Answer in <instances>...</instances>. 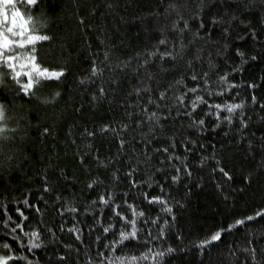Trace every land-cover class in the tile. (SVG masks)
<instances>
[{"label":"trees","instance_id":"trees-1","mask_svg":"<svg viewBox=\"0 0 264 264\" xmlns=\"http://www.w3.org/2000/svg\"><path fill=\"white\" fill-rule=\"evenodd\" d=\"M15 3L6 26L24 13L25 27L51 37L38 61L64 76L29 99L0 67V257L264 264V0ZM116 212L136 221L139 243H116L132 230ZM34 231L41 247L29 251Z\"/></svg>","mask_w":264,"mask_h":264},{"label":"snow or ice","instance_id":"snow-or-ice-1","mask_svg":"<svg viewBox=\"0 0 264 264\" xmlns=\"http://www.w3.org/2000/svg\"><path fill=\"white\" fill-rule=\"evenodd\" d=\"M23 2L26 3L27 6L32 7L36 6L39 3V0H23ZM11 5L14 9L16 8L15 0H0V67H4L8 69V72L10 74L11 79L16 83L18 86L17 95H22L24 97H28L29 99L36 96V92L45 86V84L49 81H59L61 77L64 76V71H56V70H49L48 67L43 66L38 61V55H37V44L39 42L43 41H49L51 37L46 34H36L35 28L29 29L28 27H25V19H24V13H22L19 10L13 11L12 18L10 21L11 26H6L8 23V14L5 11V8L7 6ZM19 20V23H18ZM215 24L216 21H213ZM188 25L185 23L184 29H187ZM202 27V25H201ZM184 29H181V31H184ZM160 44H166L165 40H160ZM183 47V46H182ZM17 49H23L24 51L18 52ZM159 50L157 52H153L150 55H157ZM179 53H173L170 51H165L163 53H159L160 59L168 58L172 61H175L177 56H179ZM254 59V57H253ZM97 69L93 67L92 69V75H96ZM192 80H196L197 76L193 75L191 77ZM3 80V75L0 74V81ZM83 83V81H81ZM179 83V81L177 82ZM2 90V89H0ZM189 92H196L197 89H189ZM101 92H103V89H101ZM60 94L57 92L54 94V97H58ZM183 95H187V93H184ZM166 98V92L161 93L159 99L163 101ZM180 103H183V96L176 98ZM197 100H200L201 102H205L202 100L201 97L197 96ZM43 103H51L53 101H42ZM149 103H153V101H149ZM159 107V105H157ZM217 109H220V105H215ZM240 105H226V110L231 113L235 109L239 108ZM6 114V107L3 103H0V121H3ZM156 114L152 113V117H154ZM152 117H149L151 119ZM201 124H203V121H200ZM7 129L0 127V133L5 132ZM45 132H47V129H45ZM2 139H7V137H0ZM166 150V149H165ZM220 171L228 177V173L224 171L223 168L220 169ZM229 179L231 177H228ZM91 187V185H90ZM47 191V189H45ZM101 200L103 201V197H101ZM107 203V201H104ZM152 202V201H150ZM75 209H73L74 211ZM166 211L171 212V209L168 208ZM22 215V214H21ZM116 215L120 217V213L116 212ZM133 215H140L143 216L144 214L141 213H133ZM257 216H264V213L258 212ZM121 219H124L127 224L131 225V231L130 232H121L120 233V239L116 243L123 245L127 247L128 245L125 244L127 241L129 244H131L133 241H136L139 243L138 239V232L139 229L136 226V221L133 220H127L125 217H120ZM248 220H252V216L247 217ZM155 223V221H153ZM236 225H240L244 223V220H237ZM17 227H20L17 225ZM230 226L227 230H231ZM15 231V229H13ZM105 233L109 232L108 228L104 229ZM221 232H216L214 235L211 236L210 240H205L201 242L200 247H205L207 244L218 241L221 239ZM25 235H28V233H25ZM31 239L28 242V250L31 251L33 249L41 247L40 243H37V241L40 240V234L38 232H32ZM151 236V233L148 234ZM160 238H163V232L161 231ZM13 239H16V237H13ZM147 243V241H145ZM5 248H9L8 244L4 245ZM105 247H111L109 245H105ZM112 251H116L115 247H112ZM174 249L168 248L166 252H159L156 253L153 259L157 258H163L166 253H172ZM253 251V260H255V249ZM101 256L103 254L101 253ZM13 259V257H0V264H8V260ZM20 259H24V257H20ZM120 264H124V258H119ZM138 259H148L147 255H143L141 257H131V264H136V261ZM30 264V262H29ZM157 264H159V260H157Z\"/></svg>","mask_w":264,"mask_h":264}]
</instances>
